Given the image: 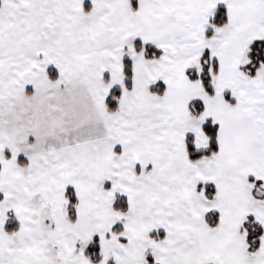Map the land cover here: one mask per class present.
I'll return each mask as SVG.
<instances>
[{"label":"snow or ice","instance_id":"1","mask_svg":"<svg viewBox=\"0 0 264 264\" xmlns=\"http://www.w3.org/2000/svg\"><path fill=\"white\" fill-rule=\"evenodd\" d=\"M0 264H264V0H0Z\"/></svg>","mask_w":264,"mask_h":264}]
</instances>
